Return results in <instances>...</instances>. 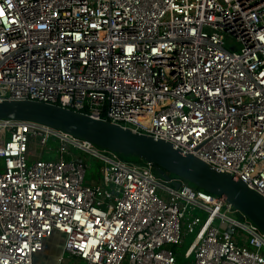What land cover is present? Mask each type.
Wrapping results in <instances>:
<instances>
[{"label": "built area", "instance_id": "built-area-1", "mask_svg": "<svg viewBox=\"0 0 264 264\" xmlns=\"http://www.w3.org/2000/svg\"><path fill=\"white\" fill-rule=\"evenodd\" d=\"M2 100L163 140L264 197V0H0ZM136 159L0 120V264H46L54 234L53 264H264L224 196Z\"/></svg>", "mask_w": 264, "mask_h": 264}, {"label": "water", "instance_id": "water-1", "mask_svg": "<svg viewBox=\"0 0 264 264\" xmlns=\"http://www.w3.org/2000/svg\"><path fill=\"white\" fill-rule=\"evenodd\" d=\"M28 120L60 129L123 156L149 162L164 178L174 175L207 193L224 196L264 233V197L169 143L105 120L35 100L0 101V120ZM178 184V183H177Z\"/></svg>", "mask_w": 264, "mask_h": 264}, {"label": "rangeland", "instance_id": "rangeland-1", "mask_svg": "<svg viewBox=\"0 0 264 264\" xmlns=\"http://www.w3.org/2000/svg\"><path fill=\"white\" fill-rule=\"evenodd\" d=\"M122 159L131 163L139 164L135 157H123ZM89 163H90V168L89 170H87V173L85 175L86 183H88L93 177H95V173H96L95 163L93 161H90ZM0 166H1V160H0ZM193 235L194 234H189L184 237L183 246L179 248L180 261H183L182 253L189 244V242L192 240ZM60 244H61L60 236L58 234H54L50 239H48L45 242L43 253L39 257L40 261L46 264H53L55 262V258L59 254ZM43 254L46 256L44 257ZM67 264H74V263L72 261H69ZM78 264H81V262H79Z\"/></svg>", "mask_w": 264, "mask_h": 264}, {"label": "trees", "instance_id": "trees-1", "mask_svg": "<svg viewBox=\"0 0 264 264\" xmlns=\"http://www.w3.org/2000/svg\"><path fill=\"white\" fill-rule=\"evenodd\" d=\"M120 155V154H119ZM120 157H129V156H123V155H120ZM130 157H132V156H130ZM195 187V186H194ZM195 188H197V189H201V188H199V187H195ZM202 190V189H201Z\"/></svg>", "mask_w": 264, "mask_h": 264}]
</instances>
